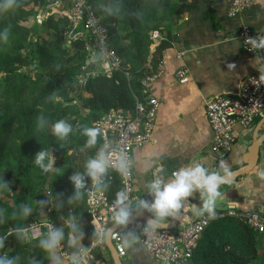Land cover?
<instances>
[{"label":"trees","instance_id":"obj_1","mask_svg":"<svg viewBox=\"0 0 264 264\" xmlns=\"http://www.w3.org/2000/svg\"><path fill=\"white\" fill-rule=\"evenodd\" d=\"M186 1L91 0L108 29L122 69L130 78L127 80L122 73L112 79L97 74L83 88L76 77L86 61L85 44L75 41L68 47L63 39V33L69 30L65 17L50 14L38 24L36 16L45 8L46 0H19L18 8L0 12V194L4 196L0 199V237H6L0 257L6 247L8 258H18L16 264H52L38 240H29L25 235L23 240L18 239L15 231L9 234L10 230L26 229L32 222L45 218L55 229L67 223L73 225L64 232L61 244H66L69 233L74 234L73 228L82 231L86 238L94 236L85 187L80 189L82 198L77 199L75 182H68V172L56 162L53 175L44 172L34 163L36 155L47 150L59 159L66 143L54 134L52 126L63 119L75 130L68 137L76 139L77 144L83 143L90 158L96 156L101 137L95 146L86 147L88 138L82 134L83 127H93L92 123L109 109L127 111L133 107V96L142 94L140 80L157 68L155 57L159 48L147 61L152 43L148 34L166 29L169 36ZM120 22L129 30L123 39L130 42L133 54L116 37ZM6 27L10 31L4 40ZM44 33L53 39H43ZM115 79L120 85L114 83ZM72 92L74 96H70ZM71 98L74 104L69 103ZM40 115L45 117L42 129L37 124ZM47 162L45 159L44 163ZM64 162L68 160L65 158ZM85 164L82 160L75 172L84 175L86 186L90 176L83 171ZM121 190L120 177L115 175L106 188L109 200L114 202ZM25 207L30 209L27 216ZM263 238L264 234L256 233L235 218H218L200 239L192 264H264Z\"/></svg>","mask_w":264,"mask_h":264},{"label":"built area","instance_id":"obj_2","mask_svg":"<svg viewBox=\"0 0 264 264\" xmlns=\"http://www.w3.org/2000/svg\"><path fill=\"white\" fill-rule=\"evenodd\" d=\"M215 2L219 0H197ZM256 0H229L226 16L236 19L254 5ZM95 5L91 0H46L45 8L36 16V22L41 24L50 14L63 16L69 23V30L65 32V40L68 44L82 41L85 44L86 61L77 75L76 80L81 88L85 87L87 80L97 74H102L112 79L115 74L122 73L127 80L129 74L122 69L121 58L109 39L107 27L98 17ZM159 31H152L149 38L158 47ZM238 39L241 42L243 52L250 56H258L264 49H251L247 42L248 37H264L263 34L254 31L247 24H240ZM155 47V48H156ZM157 49V48H156ZM251 49V50H250ZM94 64L93 70L88 68V63ZM162 70L146 73L140 80L142 94L133 96V107L122 111L109 109L95 122L93 127L101 129L100 147L112 154L113 163L120 154L125 155L131 161L130 170L126 175H121L114 167H109L103 181L110 187L115 175L121 180L122 190H127L130 208L134 201V175L132 166V150L148 144L154 139L156 131V118L159 108L157 98L152 96L150 88L161 76ZM189 74L186 68L180 67L175 72V80L179 84H185ZM114 83L120 85L115 79ZM204 112L208 124L211 126L213 137L211 139L210 154L212 158L221 162L228 158L237 139L236 132L250 131L256 125L257 117L264 114V69L244 78L235 93H225L208 98L204 102ZM97 155V154H96ZM56 160V158H54ZM85 203L87 212L91 216L90 224L94 236L75 250L66 249L61 245L59 256L68 264H73V253H78L79 248H90L86 255H78L81 264H114L109 258L104 243L96 242L95 233H103L114 222V202L109 200L105 188L97 189L93 186L91 177L85 186ZM192 220L187 221L173 229H158L148 223L127 230L113 231L111 242L120 259L126 255L125 239L131 237L136 231L139 243L151 255L158 264H192L193 254L206 229L218 218H235L254 230L258 234H264V214L256 211H237L234 208L215 211V216L201 213V209ZM55 226L41 221L32 222L24 233L29 240H39ZM45 231V233H44Z\"/></svg>","mask_w":264,"mask_h":264},{"label":"crops","instance_id":"obj_3","mask_svg":"<svg viewBox=\"0 0 264 264\" xmlns=\"http://www.w3.org/2000/svg\"><path fill=\"white\" fill-rule=\"evenodd\" d=\"M228 7L229 0H187L182 7L180 20L157 47L156 70H162V74L150 88L152 96L159 102L157 127L150 143L132 150L135 180L132 214L145 213L155 220L154 213L138 205L140 199L152 200L145 185L152 179L155 164L165 165L166 178L189 164L202 163L209 170L219 168L220 162L215 161L210 154L213 133L205 116L204 102L215 95L237 92L244 78L264 69V51L258 56L247 55L237 36L242 23L264 35V3L256 0L236 19L226 16ZM254 60L255 66L252 63ZM229 64H235L236 67L230 69ZM180 67L186 68L189 74L185 84L175 80V72ZM255 123L250 131L236 132L237 139L232 152L224 160L230 171L243 165V157L254 134H264V114L257 117ZM220 192L215 211L234 208L237 211L264 214V141L252 172L235 182L222 185ZM188 200L186 206L180 209L182 225L198 215L202 206L198 192ZM172 218L173 215L157 222H169ZM143 223L145 221H137L121 230L132 229ZM115 225L113 222L110 227ZM70 235H73L72 232L68 234V240ZM89 239L83 233V237L77 239L73 246L69 245L68 240L65 245H61L75 250ZM126 241V255L122 258L124 264H158L141 246L136 231ZM106 255L109 256V253ZM61 260L63 264H68Z\"/></svg>","mask_w":264,"mask_h":264},{"label":"clouds","instance_id":"obj_4","mask_svg":"<svg viewBox=\"0 0 264 264\" xmlns=\"http://www.w3.org/2000/svg\"><path fill=\"white\" fill-rule=\"evenodd\" d=\"M259 2L264 3V0H259ZM19 6V0H0V12L11 11ZM9 31L10 28L8 27L4 29V40L8 39ZM247 42L251 44V49H264V37H248ZM252 63L255 66L256 61L254 60ZM235 67V64L228 65L230 69H234ZM37 124L39 128H43L45 124V117L43 115L37 118ZM52 130L59 139L63 140L73 131V127L66 120L61 119L53 124ZM82 134L88 138L86 147H93L96 145L98 137L102 135V132L98 127L85 126L83 127ZM45 159L48 161L47 164L44 163ZM34 163L44 172H48L52 170L55 159L49 151L41 150L37 153ZM109 167H114L121 175H126L130 170L131 161L125 155L120 154L116 162L113 163L112 154L107 153L104 148H101L97 155L88 159L85 164L86 174L91 177L93 186L97 189L107 188L103 177L107 175ZM154 167L155 171L152 179L145 185L147 193L152 197V200L140 199L138 201L139 207L154 213L155 220L150 219V225L174 215L176 210L185 207L187 202H189L188 198L195 197L197 192L202 201L201 213L206 212L210 217H214L216 202L221 196L220 187L233 175L225 161H221L219 168L214 170H209L202 163L182 166L174 171L170 178H166L164 175L166 169L163 163H157ZM71 179L75 182L77 189L76 198H82L83 194L80 192V189L85 187L84 175L77 173ZM4 187H7V185L5 184ZM128 200L129 194L127 190H121L116 193L113 215L116 225H126L129 222L132 213L129 204L125 203ZM29 214L30 209L25 207L24 215L27 216ZM69 226L72 227L71 224ZM12 231H15L18 239H24L26 229L17 228L10 230L9 234ZM73 233V235L69 236L68 240L70 246H73L77 239L83 237V232L75 228H73ZM112 234V229H108L103 233L97 231L95 233L96 242H110ZM64 238L63 229H50L46 234V238L40 240V247L49 254L52 264H63L58 251ZM5 239L6 237H0V249L4 248ZM125 242H127L126 239ZM90 250V248H79L78 253H73V264H81V260L76 257L78 255H86ZM16 259L18 258L10 259L5 255L0 257V264H16Z\"/></svg>","mask_w":264,"mask_h":264},{"label":"water","instance_id":"obj_5","mask_svg":"<svg viewBox=\"0 0 264 264\" xmlns=\"http://www.w3.org/2000/svg\"><path fill=\"white\" fill-rule=\"evenodd\" d=\"M70 46H71V44H68V47H70ZM88 68L90 70H93L94 64L92 62L88 63ZM263 141H264V134L263 135H257V133L254 134V138L252 139V142H251L250 146L247 149V152L245 153V155L243 157V165L241 167H239L238 169L231 171L233 173L232 177H230L228 179V181L224 184L227 185L231 182H235L238 178H240L242 176H246L252 172V170L256 166V162H257V158H258V151H259L260 145L262 144ZM51 181H52V177L49 176L48 182L51 183ZM47 189L48 188L46 187V190ZM181 215H182V213H180V209L176 210V212L173 215V218L169 222H157L156 221L151 226L158 228V229H170L171 230V229L177 227V225L179 224V222L181 220ZM150 219L154 220L148 214L135 213V214H131L129 222L126 225H115V226L109 227L108 229H112V232H113V231L118 230V229H122V228L132 226L137 221H145L146 223L149 224ZM40 221H41V223H48L49 220L47 218H45V219H41ZM69 225L70 224H67L66 226L61 227L60 229H63V232H65L66 230L71 228ZM41 239H43V238H40L38 240L39 243H40ZM104 244H105L106 249L109 253V257H110V259H112L113 263L114 264H124L122 259H120L118 257L111 240H110V242H105Z\"/></svg>","mask_w":264,"mask_h":264},{"label":"rangeland","instance_id":"obj_6","mask_svg":"<svg viewBox=\"0 0 264 264\" xmlns=\"http://www.w3.org/2000/svg\"><path fill=\"white\" fill-rule=\"evenodd\" d=\"M128 31L129 30L125 26V24H123L121 22L119 24H117L116 37L121 40L125 50L127 52H130V54H133L135 51L130 48L131 47L130 42L128 40H125V38L123 39V37L125 36V34ZM41 33H43V32H41ZM150 33H152V32H149V34H148L149 36H150ZM158 33H159V38L157 40H158V45H159L161 43V41L163 40V38H165V36H166V29L165 30L161 29ZM51 34H53V36H54V33L51 32ZM41 36L43 37V39H46L48 37L46 35V33L41 34ZM63 36H64L63 39L65 40V32L63 33ZM49 39L52 40L53 37L51 35H49L47 40H49ZM67 44H68V42H67ZM155 45H156V43L155 44L151 43L150 46L148 47V51L147 52H148L149 56H148L147 60L151 59L152 54L156 50L157 47ZM157 59H158V56L155 57L156 61H157ZM31 74H32V76L35 75V71L32 72ZM74 94L75 93L72 92L70 96H74ZM69 103L74 104L75 103L74 99L71 98L69 100ZM73 132L75 133L74 129H73ZM74 133H72V134H74ZM75 140L76 139L73 140L71 137H67L65 139L66 147H65L62 155L59 157L58 160H55V162L58 163L63 170L68 172V174H69L68 182H73L71 177L76 174L75 170H76L77 165L79 166V164L81 163L82 160H85V163H86L87 160L90 159V156L88 155V152H87V150L85 148V145L83 143L77 144L78 142H76ZM65 158H66V160H68V163H66V162L63 163V160ZM54 168H55V163L53 164L52 170H50L52 175H53ZM83 171H84V173L86 175L85 165L83 166ZM43 185H42V187H46L45 184H43ZM0 199L1 200L4 199V196L2 194H0ZM32 203H34V202H32ZM44 233H45V231H44ZM44 237H46L45 234L42 236V238L44 239ZM262 242H263V249L261 248V251H264V238L262 239ZM7 253H8V251H7L6 247H5V249L3 250V254L2 255L3 256H5V255L8 256Z\"/></svg>","mask_w":264,"mask_h":264}]
</instances>
